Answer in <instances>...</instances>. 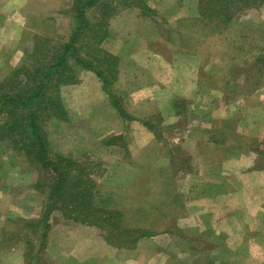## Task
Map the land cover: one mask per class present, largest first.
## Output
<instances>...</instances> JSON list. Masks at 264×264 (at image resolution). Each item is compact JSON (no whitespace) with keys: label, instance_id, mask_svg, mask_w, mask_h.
Here are the masks:
<instances>
[{"label":"rangeland","instance_id":"1","mask_svg":"<svg viewBox=\"0 0 264 264\" xmlns=\"http://www.w3.org/2000/svg\"><path fill=\"white\" fill-rule=\"evenodd\" d=\"M199 2L148 0L155 16L124 9L111 20L103 48L120 60L111 91L134 120L120 116L99 78L83 70L79 84L61 91L69 121L48 123L51 150L82 161L96 181L92 208L106 213L102 216H109L122 230L162 231L169 220V230L176 235H156L161 246L146 245L134 252L137 244L127 248L118 238L107 236L112 226L103 230L74 223L56 211L46 247L38 252L43 224L35 229L25 224L42 219L46 196L35 188L41 173L5 142L0 144V262L120 264L127 257L144 262L161 248L171 264H233L234 260L240 264L237 248L246 245L249 237L237 234V221L231 218L235 212L239 217L248 213L237 210L242 207L237 204L239 192L224 203L225 230L209 235L197 232L195 222L181 219L182 204L186 181L210 195L220 185V172H209L214 162L241 153L250 157L257 145H264V63L256 62L264 53V4L225 25L214 21L212 5L214 11L202 10L206 15L202 20ZM71 3L0 0V82L23 64L36 35L68 39L74 21L65 13ZM225 115L232 117L219 122L217 117ZM173 120L177 122L172 126ZM144 121L155 125L160 137ZM193 128L201 131L202 140H189ZM197 148L203 150V159L197 157ZM256 164L253 170L264 171V164ZM231 174L226 167L221 177L229 179ZM239 185L248 196L259 194L244 182ZM261 224L264 228V221ZM188 228L194 233L186 232ZM226 229L233 234H224ZM34 230L38 235L33 236ZM254 248L250 243L242 261L264 264V246Z\"/></svg>","mask_w":264,"mask_h":264},{"label":"trees","instance_id":"2","mask_svg":"<svg viewBox=\"0 0 264 264\" xmlns=\"http://www.w3.org/2000/svg\"><path fill=\"white\" fill-rule=\"evenodd\" d=\"M199 1L202 20L206 19L202 10H210L212 5L216 11L214 21H221L225 25L239 18L243 11L264 4V0ZM124 9H139L145 11L147 16H155L148 0H72L70 11L65 13L74 21L68 39L62 41L36 35L32 52L26 53L23 64L10 71L0 82V144L7 142L13 152L35 165L41 173L35 188L43 191L46 196L42 219L36 224H25L26 228L31 229L43 224L42 231H39L38 252L46 247L48 233L52 228L50 220L56 211L64 219L74 223L96 226L103 230L105 226H112L115 233L111 230L107 232V236L118 238L127 248H134L142 238L173 233L168 227L169 220L162 231H156L152 227H123L122 230L109 216H102L106 213L92 208L97 184L91 179L90 173H87L84 163L53 152L48 139V123L55 120L63 123L69 121L61 91L65 86L79 84V73L83 70L99 78L103 90L120 116L134 120L111 91L119 73L120 60L103 48L109 37L111 20ZM256 62L264 63V53L256 58ZM143 124L156 138L160 137L155 125L149 121H144ZM255 148L257 164L262 166L264 145H257ZM175 162L178 163L176 160ZM182 171H186L183 166ZM33 232V236L39 233L37 230ZM132 236L135 237L131 238ZM123 237L128 240H122ZM39 241L37 237V242ZM29 254L25 257L29 258Z\"/></svg>","mask_w":264,"mask_h":264},{"label":"crops","instance_id":"3","mask_svg":"<svg viewBox=\"0 0 264 264\" xmlns=\"http://www.w3.org/2000/svg\"><path fill=\"white\" fill-rule=\"evenodd\" d=\"M189 88L194 89V85L191 84ZM225 115L224 117H217L221 119L219 122L224 121L227 118H231L232 116ZM216 121L213 117V122ZM175 120L170 123V125L175 124ZM200 132L198 129L193 128L191 130V133L189 134V140H202V136L200 135ZM202 148V147H201ZM197 151V157L199 159H203L205 154L199 150V148L196 149ZM213 151L218 152V155H223L222 151L220 149H213ZM251 152V151H250ZM227 152L225 156L228 154ZM254 153V154H253ZM250 157L247 154H242L237 158H226L222 157L221 161L214 162V165L212 166V169L209 171L210 174L215 172H220L221 176L224 174V170L226 167L232 171L231 178L227 179L224 177H221L220 175L217 177L220 179L219 182H217L218 185L216 188L219 190H216V192H212L210 195L205 193H199L198 190L193 187L192 182L186 181L184 184L185 188V198L182 204V211L184 210V218H181L182 220L186 222H195L194 224L198 226L199 232L203 230V233L207 231V235H209L210 231L213 230H225V215H224V208H225V202L226 200L230 199V196L233 195V193L237 190L239 192L238 205H242V207H237V210L240 211H248V213H245V216L239 217V212L234 213V217H231L234 219V221H237V234L240 235V237H249V240L247 241L246 245H238L241 246L237 248V253L239 256H241V259L239 260L240 264H245L244 261V255L248 253L249 250L247 248L249 247L250 243H253L255 248L253 251L260 250L257 247L259 245L264 246V243L262 241V238L264 237V228H262L261 221H264V171H257L253 170L252 166L257 161V155H255V152H251ZM245 157V158H244ZM247 157V158H246ZM207 163V162H206ZM208 164V163H207ZM223 169L220 171V168ZM187 171V170H186ZM234 174V175H233ZM213 175V174H212ZM239 182L246 183L247 188H252L255 190V192L259 193L256 195H250L248 196L246 194V190L244 188H240ZM205 185V184H204ZM204 185H199V187H203ZM201 192H203V189H201ZM243 194V195H242ZM243 196V197H242ZM222 198V200H221ZM223 202V203H222ZM222 203V204H221ZM229 204V203H228ZM237 205V206H238ZM237 215V216H235ZM230 218V219H231ZM235 224V223H234ZM191 228V227H190ZM188 228L186 232H193V229ZM173 231V230H172ZM227 235L233 234L229 233L226 229ZM188 234V233H187ZM262 234V236H261ZM160 235V234H159ZM170 235H176L175 232H173ZM190 235V234H189ZM158 236V235H157ZM257 237V238H256ZM157 237L153 236L151 238H142L138 241L136 248L133 250L134 252H139L143 249L146 245L149 247H155L157 244L161 246V243H157ZM161 248L157 249L158 252H155L149 260H145L144 262L141 260H138L137 258L130 259V257L125 258L120 264H171L168 259L163 257V250H160ZM264 250V248H262ZM121 251L129 252L127 249H122ZM249 256H252L250 254ZM248 256V257H249ZM250 258V257H249ZM23 261V259H22ZM233 264H237V260H234L232 262ZM0 264H3V262H0ZM25 264V263H24ZM46 264H51L49 260H47ZM79 264V262H77Z\"/></svg>","mask_w":264,"mask_h":264}]
</instances>
